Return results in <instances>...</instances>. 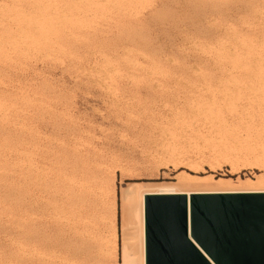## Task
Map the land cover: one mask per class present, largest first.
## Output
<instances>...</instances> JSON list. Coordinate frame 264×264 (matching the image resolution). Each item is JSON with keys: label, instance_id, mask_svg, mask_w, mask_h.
Returning a JSON list of instances; mask_svg holds the SVG:
<instances>
[{"label": "rangeland", "instance_id": "rangeland-1", "mask_svg": "<svg viewBox=\"0 0 264 264\" xmlns=\"http://www.w3.org/2000/svg\"><path fill=\"white\" fill-rule=\"evenodd\" d=\"M263 91L264 0H0V264L61 259L55 179L88 194L92 264H139L146 189L264 186Z\"/></svg>", "mask_w": 264, "mask_h": 264}, {"label": "water", "instance_id": "water-1", "mask_svg": "<svg viewBox=\"0 0 264 264\" xmlns=\"http://www.w3.org/2000/svg\"><path fill=\"white\" fill-rule=\"evenodd\" d=\"M146 264H264V193L145 197Z\"/></svg>", "mask_w": 264, "mask_h": 264}, {"label": "bare ground", "instance_id": "bare-ground-1", "mask_svg": "<svg viewBox=\"0 0 264 264\" xmlns=\"http://www.w3.org/2000/svg\"><path fill=\"white\" fill-rule=\"evenodd\" d=\"M254 58V57H253ZM256 58V57H255ZM263 65V64H262ZM230 68V67H229ZM257 70V69H256ZM240 83V82H239ZM257 88V87H256ZM264 92V91H263ZM264 96V95H263ZM262 97V96H261ZM226 100V99H225ZM225 104V103H224ZM261 104V102H260ZM246 106V105H244ZM255 107V106H254ZM264 108V106H263ZM195 111V110H194ZM192 111V113L194 112ZM242 111V110H241ZM240 112V111H239ZM243 112V111H242ZM261 112V111H260ZM258 112L257 115L260 113ZM199 113V112H198ZM196 113V114H198ZM249 113H251L249 111ZM195 114V115H196ZM248 114V113H247ZM246 114V115H247ZM253 114V113H252ZM242 115V114H241ZM251 115V114H250ZM245 116V115H243ZM238 117V116H237ZM240 118H242L240 116ZM245 118V117H244ZM247 118V117H246ZM251 118V117H250ZM208 119V118H207ZM210 120V119H209ZM239 120V119H238ZM215 121V120H214ZM228 121V120H227ZM226 121V122H227ZM243 122V120H242ZM244 123V122H243ZM261 123V122H259ZM257 124V123H256ZM193 125V124H192ZM199 125V124H198ZM258 125V124H257ZM201 126V125H200ZM256 126V125H255ZM260 126H262L260 124ZM209 127V126H208ZM232 127V126H231ZM214 128V127H213ZM234 131V130H233ZM241 131V130H240ZM250 132V131H249ZM211 134V133H210ZM261 135L263 136V134L261 133ZM239 137V136H238ZM263 140V139H262ZM264 141V140H263ZM252 142V141H251ZM254 143V142H253ZM235 144V142H234ZM252 144V143H251ZM255 144V143H254ZM221 146V145H219ZM230 146V145H229ZM235 146V145H234ZM256 146V145H255ZM211 147V146H209ZM243 147V146H242ZM261 147V146H259ZM221 148V147H220ZM237 148V147H235ZM245 148V147H244ZM247 149V148H246ZM252 152V151H251ZM258 152V151H257ZM210 153V152H209ZM225 153V152H224ZM250 153V152H249ZM220 154V153H219ZM241 155V154H240ZM240 155H238L240 157ZM216 156V155H215ZM220 156V155H217ZM248 156H250V154H248ZM257 157V156H256ZM172 158V157H171ZM198 158V157H197ZM248 158V157H247ZM254 158V157H253ZM179 160V159H178ZM195 160V159H194ZM247 160V159H246ZM184 161V160H183ZM193 161V160H191ZM196 162V161H195ZM186 163V162H185ZM192 163V162H191ZM215 163V162H214ZM250 163V162H248ZM79 164V163H78ZM184 164V163H183ZM187 164V163H186ZM186 164L184 166H186ZM205 163H203L202 165H204ZM241 165V164H240ZM176 166V165H174ZM179 166V165H178ZM176 166V167H178ZM188 167V165H187ZM186 167V168H187ZM212 167V166H211ZM201 168V167H199ZM189 169V167H188ZM192 169V168H191ZM197 169V168H196ZM195 170V169H193ZM201 170V169H200ZM200 170H197L200 172ZM204 170V169H203ZM233 170V169H232ZM190 171V170H189ZM235 171V170H234ZM233 171V172H234ZM195 173V172H194ZM182 175V174H181ZM181 177V176H179ZM185 178V176H183ZM261 177V176H259ZM192 177H187V180L190 179ZM209 178V177H208ZM213 178V177H212ZM40 179V178H39ZM183 179V178H182ZM193 179V178H192ZM200 179V178H199ZM259 179V178H258ZM76 177L75 176H70L67 177L66 179H55V181L51 182L50 184V188L43 190V195H42V199L49 201V200H55V201H59L61 202L62 206H61V210H57L56 207H43L41 205L40 209H41V216L44 218V226H43V231L41 234L43 235V237H40L39 240H41L42 244L45 246H51V248H56L59 256L61 259L59 260H42L39 261L38 264H74V263H70V261L74 260L78 261L79 263L77 264H90L91 262L87 263V261H84V254L86 253L85 251L89 249L93 250V246L94 244H92V248H88L85 247L83 244L86 243L85 239L82 237L81 234V230L86 229V227L88 226V224H86V222H84L85 219L88 218L89 216V212L90 209L88 207V199H87V193L81 189V187H77L75 184H77ZM183 181V180H182ZM221 181V180H220ZM257 181V180H256ZM255 181V182H256ZM190 182V181H188ZM219 182V181H218ZM264 182V181H263ZM182 183V182H181ZM223 183V182H222ZM228 182H226L225 184H227ZM231 182H229L228 184H230ZM240 183V182H239ZM257 183V182H256ZM43 184V183H42ZM234 184V183H233ZM231 183V185H233ZM178 185V184H177ZM181 184L179 183V186ZM241 185V184H240ZM254 185V184H253ZM183 186V184L181 185V187ZM185 186V185H184ZM236 186V184L234 185ZM248 186V185H247ZM181 187L178 186H172V185H161V186H157V187H153V188H149L146 189L144 191L141 192V194L139 195V201H138V209H137V221L139 218V223L141 228V245H142V255L139 257L140 260L139 264H146V234H145V197L147 195H174V194H184L188 197H190L191 195L194 194H260V193H264V186H249L247 188H216V189H193V190H185ZM189 187V186H188ZM186 188V187H185ZM141 190V189H140ZM128 193V191L126 192ZM40 195V194H39ZM131 196V194H129ZM36 197V196H35ZM40 198V197H39ZM22 199V198H21ZM33 200V198H31ZM30 199V200H31ZM38 199V198H37ZM35 199V200H37ZM41 201V200H40ZM31 202V201H30ZM34 202V201H33ZM39 202V201H38ZM22 203V202H21ZM32 203V202H31ZM30 203V204H31ZM23 204V203H22ZM39 204V203H37ZM36 204V205H37ZM34 205V204H32ZM21 206V205H20ZM35 206V205H34ZM38 206V205H37ZM23 208V206H21ZM20 208V207H19ZM18 208V209H19ZM35 208V207H34ZM70 209L67 213L69 214L68 218V222H60L59 221V213H63L64 210H68ZM32 210V209H31ZM97 210V208H96ZM100 210V209H99ZM98 210V211H99ZM34 211V210H33ZM36 211V210H35ZM72 211V212H71ZM101 211V210H100ZM99 211V212H100ZM38 212V210H37ZM40 213V212H38ZM136 213V212H135ZM66 214V213H65ZM88 214V215H87ZM37 216V215H36ZM98 216V215H97ZM66 219V218H65ZM94 221V220H93ZM38 223V222H36ZM42 223V222H41ZM91 223V222H90ZM103 223V222H102ZM106 224V223H105ZM107 225V224H106ZM40 227V225H38ZM139 226V225H138ZM90 227V226H89ZM107 227V226H106ZM116 229V228H115ZM114 229V230H115ZM40 230V229H39ZM19 231V230H18ZM22 233V232H21ZM25 233V232H24ZM23 233V234H24ZM104 233V232H103ZM114 233V232H113ZM21 235V234H20ZM39 235V234H38ZM19 236V234H18ZM102 236V234H101ZM140 236V235H139ZM37 239V238H36ZM38 240V239H37ZM85 241V242H84ZM114 241V240H113ZM84 242V243H83ZM89 242V241H87ZM109 242V241H108ZM91 243V242H90ZM117 243V242H116ZM88 245V243H87ZM99 245V244H98ZM91 246V244L89 245ZM96 246V245H95ZM108 246V245H107ZM110 246V244H109ZM117 246V245H116ZM140 246V245H139ZM104 247V246H103ZM50 248V247H49ZM140 248V247H139ZM46 249V248H45ZM100 249V248H99ZM98 249V250H99ZM108 249V248H107ZM55 250V249H54ZM96 250V249H95ZM51 251V250H50ZM87 251V252H88ZM97 251V250H96ZM103 251H105V249H103ZM126 251V250H124ZM95 252V251H93ZM52 253V252H51ZM90 253H92L90 251ZM96 253V252H95ZM124 253V252H123ZM140 253V251H139ZM99 254V252H98ZM101 254V253H100ZM114 254V253H113ZM126 254V252H125ZM51 255V254H50ZM87 255V254H85ZM89 255V253H88ZM95 254H93L92 257L95 258L94 256ZM115 255V254H114ZM34 256V254H33ZM100 256V255H99ZM103 256V255H102ZM37 257V256H36ZM46 256H44L45 258ZM108 257V256H107ZM127 256L125 255V258ZM131 257V256H130ZM134 257V256H133ZM38 258V257H37ZM36 258V259H37ZM40 258V257H39ZM43 258V256H42ZM89 258V257H88ZM93 258V261H94ZM98 258V256H97ZM100 258V257H99ZM106 256L104 255L103 258L101 259H105ZM110 258V257H108ZM113 258V257H112ZM135 258V257H134ZM31 259V258H30ZM107 259V258H106ZM124 259V257H123ZM127 261L131 262V259L128 260V258H126ZM124 264H130L129 262ZM87 260V259H86ZM90 260V259H89ZM92 260V258H91ZM90 260V261H91ZM96 261V260H95ZM100 261V260H99ZM98 261V262H99ZM95 263V262H94ZM93 263V264H94ZM104 263V262H102ZM110 263V261H109ZM92 264V263H91ZM100 264V263H98ZM131 264H135L134 260H132Z\"/></svg>", "mask_w": 264, "mask_h": 264}]
</instances>
